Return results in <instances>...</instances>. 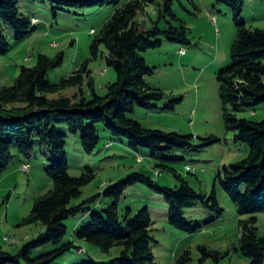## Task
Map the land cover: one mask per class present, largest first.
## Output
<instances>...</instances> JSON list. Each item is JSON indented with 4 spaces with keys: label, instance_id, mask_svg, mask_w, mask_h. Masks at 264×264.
I'll return each instance as SVG.
<instances>
[{
    "label": "rangeland",
    "instance_id": "obj_1",
    "mask_svg": "<svg viewBox=\"0 0 264 264\" xmlns=\"http://www.w3.org/2000/svg\"><path fill=\"white\" fill-rule=\"evenodd\" d=\"M114 1L121 5L125 0ZM18 6L23 18L34 20L32 28L35 31L27 40L18 42L15 32L9 26L5 28L11 50L0 55V88L14 85L22 67H35L39 56L57 59L62 54V65L49 74L51 83L69 78L90 60L88 68L96 89L100 95H105L107 86L115 82L117 76L106 64V48L101 47L98 58L92 59L91 45L113 16L116 6H86L58 11L57 14L49 3L39 0H19ZM171 9L175 18L165 12L164 0H157L138 15L137 22L145 29H152L157 24L162 31L171 25L176 28L185 25L190 43L172 42L163 36L160 47L143 53L148 66L155 68L154 73L146 77V82L152 89L161 91L164 99L155 104L156 109L136 107L129 117L146 129L194 136L195 147L203 145V140L208 138L218 141L196 151L177 152L169 155L170 159L155 160L149 149L135 151L128 140L112 136L102 124H98L99 146L92 155H87L81 134H71L67 127L60 126L59 129L68 134L66 152L70 175L79 177L86 167L95 173V179L82 189V195L73 201V205L101 196L89 205V213L65 221L68 227L66 240L81 246L84 253L73 250L53 264H110L119 257L121 248L115 247L104 253L76 239L75 232L87 225L94 213H102L113 204L112 199L103 195L104 191L134 173L143 174L155 185L168 189H178L181 182L177 175L181 176L196 192L204 194L207 201L215 193L224 210L220 217L201 201L185 209V217L201 225L198 231L190 234L170 224L169 204L147 184L138 183L127 189L119 203V212L122 216L128 208L133 214L148 208L153 221V251L160 264H179L186 251L190 253V264H251L250 259L237 249L241 223L252 216L238 212L218 179L226 168L246 159L250 150L247 144L235 140V132L226 129L220 98L218 74L231 63L236 23L231 9L218 0H178ZM241 21L249 29L264 30V0H248ZM181 50H185V55L180 54ZM78 92V88H70L50 97H74ZM169 105L173 108L168 109ZM236 115L260 122L264 120V105L241 110ZM12 152L13 161L0 179V243L5 252L17 255L25 245L44 233L45 227L40 222L23 223L30 216L36 200L47 195L53 183L46 174L49 165L46 148L37 142L30 159L23 157L17 147H13ZM26 165L30 170H24ZM255 217L258 219V233L264 237V213ZM53 249L48 245L35 251L33 256ZM203 249L220 256H208L203 261Z\"/></svg>",
    "mask_w": 264,
    "mask_h": 264
},
{
    "label": "trees",
    "instance_id": "obj_2",
    "mask_svg": "<svg viewBox=\"0 0 264 264\" xmlns=\"http://www.w3.org/2000/svg\"><path fill=\"white\" fill-rule=\"evenodd\" d=\"M39 1L49 3L55 14L66 9L114 4L116 11L94 38L91 55L92 59L98 58L100 48L105 47L106 64L115 71L117 78L107 86L106 94L100 95L88 68V60L69 78L51 83L49 74L62 65L63 55L57 59L41 55L35 67H22L14 85L0 88V179L13 161V147H17L23 157L30 159L38 142L48 151L46 174L53 183L52 190L36 200L30 216L23 223L40 222L45 227L44 233L25 245L17 255L5 252L0 243V264H53L73 250L84 253L81 246L66 240L68 227L65 221L89 213V205L101 195L83 204L73 205V201L82 195V189L95 179V173L86 167L79 177L70 175L66 152L68 134L61 131L60 126L67 127L71 134H81L87 155H92L99 146L98 124H102L112 136L128 140L135 151L149 149L155 160L170 159L169 155L196 151L218 141L208 138L203 140V145L195 147L194 136L146 129L129 117L136 107L156 109L155 104L164 99L161 91L152 89L146 82V77L152 75L155 68L148 66L143 53L160 47L163 36L172 42L190 43L185 25L180 28L171 25L162 31L157 24L152 29H145L137 22L138 15L157 0H125L121 5L114 0ZM175 1L178 0H164L165 12L173 18L175 15L171 5ZM247 1L218 0L231 9L237 28L231 63L218 74L224 123L228 131L236 133L235 140L247 144L250 149L246 159L226 168L218 179L238 212L252 216L241 223L237 251L249 258L251 264H264V237L258 233V219L255 217L264 213V120L250 121L236 115L241 110L264 105V30L249 29L241 21ZM18 5L19 0H0V55H6L11 50L5 35L7 26L15 32L18 42L27 40L35 31L33 21L21 16ZM70 88H78L79 92L74 97H50ZM177 178L181 182L178 189L159 187L140 173L111 185L103 195L112 199L113 204L102 213H94L90 222L75 232L76 239L104 253H109L115 247L121 248L119 257L111 260L110 264H160L153 251V221L148 208L135 214L128 208L122 216L119 212V203L127 189L138 183L147 184L169 204L170 224L190 234L198 231L201 225L189 221L185 217V209L201 201L220 217L224 212L215 193L207 201L204 194L196 192L181 176L177 175ZM48 245L54 249L33 256L35 251ZM203 251V261L208 256H220L207 249ZM190 261V253L186 251L179 264H190Z\"/></svg>",
    "mask_w": 264,
    "mask_h": 264
},
{
    "label": "built area",
    "instance_id": "obj_3",
    "mask_svg": "<svg viewBox=\"0 0 264 264\" xmlns=\"http://www.w3.org/2000/svg\"><path fill=\"white\" fill-rule=\"evenodd\" d=\"M185 53H186L185 50H181V51H180V54H181V55H185ZM29 168H30V166H29V165H26V166L24 167V170H25V171H28ZM188 170H190V167H188Z\"/></svg>",
    "mask_w": 264,
    "mask_h": 264
},
{
    "label": "bare ground",
    "instance_id": "obj_4",
    "mask_svg": "<svg viewBox=\"0 0 264 264\" xmlns=\"http://www.w3.org/2000/svg\"><path fill=\"white\" fill-rule=\"evenodd\" d=\"M33 21H34V20H33ZM28 170H30V168H29Z\"/></svg>",
    "mask_w": 264,
    "mask_h": 264
}]
</instances>
